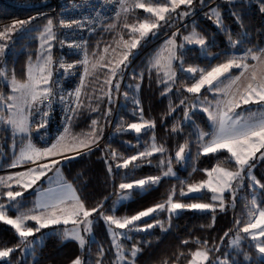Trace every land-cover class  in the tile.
I'll return each instance as SVG.
<instances>
[{
	"label": "trees",
	"instance_id": "trees-1",
	"mask_svg": "<svg viewBox=\"0 0 264 264\" xmlns=\"http://www.w3.org/2000/svg\"><path fill=\"white\" fill-rule=\"evenodd\" d=\"M211 1L203 0L201 3V0H194L190 7L180 5L178 12L170 11L165 14L166 18H169L168 23L160 21L159 24L162 26L153 30L155 34L149 33L143 39L140 38L139 32H131L130 27H125V24L138 27L139 23L145 20L150 23L156 22V17L152 13L138 8L130 18L136 20L132 21L133 23H130L128 18V21H125L121 16L117 28L108 30L106 28L108 20L89 39L87 52L91 61L88 63L89 74L85 77V84L82 87L83 106L72 119L69 131L65 135V141L73 142L72 137L85 138L92 131V120L97 121L96 128L99 139L96 144L91 146L90 151L80 149L79 152L59 158L60 163L57 164L64 179L74 186L77 195L85 202L87 208H95L103 203L102 211L105 215H111L115 198L121 192L120 183H129L152 176H160V182L143 191L139 189L133 191L132 198L115 208L116 216H132L158 203H164L173 189H175L173 196L175 202H210L211 195L207 190H203L200 194L181 196V188L185 192L189 185L206 180L207 176L204 170H210L217 164L229 169L236 168L234 161L221 163L225 157L229 156L226 151L217 154H199L198 132L208 133L210 126L206 114L202 111L193 110L190 114L191 120L185 121L184 119L186 102L189 103L195 96L187 92L184 86L190 85L200 75L199 71L190 74L187 69L192 67L210 71L211 68L226 62L233 55L237 56L242 51L261 49L264 46V13L260 11L256 2L249 0H219L213 3L222 15L224 28L231 33V39L241 41L232 47L229 45L228 32L218 28L215 20L208 16L209 8L212 7L208 4ZM157 2L158 0H146L144 3L155 7ZM159 2H164V0H159ZM50 7H52L51 0H0V30L16 21L30 20V23L25 24L22 29L18 26L17 30L11 34V39L6 41L8 47L4 55L0 56V69L4 66L9 77H13L14 74L15 78L24 79L26 64L36 55L38 44L36 34L49 19L53 20L54 30L56 34L58 33V19L55 12L44 11L37 14L47 8L50 9ZM203 7H205L203 12H199ZM185 11L193 12L194 16L179 27L178 45L181 44L180 34L190 31L195 24L197 32L205 38L208 47L202 49L195 45H186L183 49L177 48V56L180 59L173 62L176 76L171 82L172 84L169 85L171 91H168L169 86L161 82L163 80L161 72L152 67L149 58L164 39L162 35L187 18L179 15ZM234 13L236 16L233 15ZM237 16L242 18L243 27L237 23ZM160 37L162 38L159 39ZM134 39H139L140 42L134 50L129 49V51L132 50L135 54L142 53L135 59V54L128 57V60L125 61L126 67L121 65L123 71L112 79L111 85L107 84L104 78L110 71L108 62L115 61V53H113L115 44H123L125 41L132 42ZM4 42L0 41V43ZM53 43L55 45L56 40ZM54 45L53 55L56 47ZM105 48L108 49L107 52L104 51ZM101 56L104 57L103 60L100 59ZM247 61L251 62L252 59L248 58ZM130 62L132 64L129 65ZM117 84L119 85L118 91L115 88ZM9 92V85L3 83L0 78V94L6 96ZM125 93H127V97H125ZM182 100L185 101L183 104H181ZM135 101H139V104H136ZM93 108L97 110L93 111ZM141 108L143 109V121H154V128L142 130L141 134H136L134 130L117 131L121 124L126 128L128 124L141 122ZM109 110L110 114L105 115ZM30 126L31 136L37 143H42L41 138H38L40 130L36 129L33 124ZM173 128L176 131H173ZM153 136L157 146L163 145L166 149L165 152L154 153L152 156L138 159L128 168L117 167L123 163L124 159L145 151L146 146L152 143ZM19 139L25 140L17 135L14 136L12 130L0 122V173L19 169L10 167L16 153L11 145ZM186 142L188 147L185 149V158L178 161L175 154L179 147ZM113 151L117 153L116 159L111 156ZM169 160H171V167L175 175L163 176V172L167 171ZM26 163L30 162H24V164ZM260 163L264 167V159ZM109 166L112 168L111 172L108 170ZM259 178L264 184V171ZM248 184L246 183L236 192L234 205L231 203L230 194H226L225 211H220L219 208H216L214 213L211 210H183L179 215H173L170 222L166 212L158 211L152 216L140 220L138 225L146 226V223H155L153 218L155 217V219L164 221V228L167 230H162L157 225L147 231L133 232L132 240L141 249L135 258V264H187L191 259L190 253L203 247L196 243L197 239L207 241L208 248H213L214 245L219 246L218 252L215 250L210 252L211 256L223 255L227 252L230 236L237 234L238 227H242L248 219L246 215L248 208L245 207L246 204L249 207L251 201ZM8 188L6 185L0 184V200L5 199L2 194ZM9 189L14 190L16 186ZM258 191L261 194L264 189L259 188ZM200 195H203V200L193 199ZM26 196L28 198L33 196V192ZM260 203L261 206H264V199L261 197ZM93 216L99 217V214ZM213 216L215 217L214 224ZM237 219L241 220L238 227L235 224ZM229 230L231 231L228 237H225L221 243V237ZM100 239L103 248L99 246L98 241H91L90 246L82 250L76 241L62 240V232L53 231L45 234L43 240L34 245L31 254L21 258L20 238L10 225L0 222V248H16L10 254L14 264H69L77 256L86 260L89 257L96 258L95 253H89L98 252V249L101 248L104 252L101 257L103 264H112L115 260L112 244L105 233ZM185 240L189 242L182 243ZM242 244L244 250L250 252L252 258L247 262L243 261L242 254L245 252L240 251L236 264H256L257 251L253 244L249 245L245 241H242ZM17 245L20 246L16 247ZM181 253H183L182 256ZM0 264H8V262L1 260Z\"/></svg>",
	"mask_w": 264,
	"mask_h": 264
},
{
	"label": "snow or ice",
	"instance_id": "snow-or-ice-1",
	"mask_svg": "<svg viewBox=\"0 0 264 264\" xmlns=\"http://www.w3.org/2000/svg\"><path fill=\"white\" fill-rule=\"evenodd\" d=\"M120 2L123 4L124 0H120ZM193 2L194 0H164V2H159L158 0L155 7L137 2L135 7L144 9L148 13H152L156 17V22L150 23L148 20H145L140 22L138 27L136 25L129 26L127 24H125V27H130L131 32L133 33L139 32L140 38L143 39L147 37L149 33L155 34L153 30L162 26L159 24L160 21H164L165 23L169 22V18H166L165 16L166 13H169L170 11L175 12L180 5H187L190 7ZM201 3H203V0H201ZM169 4L171 7H169ZM259 4L260 11L264 12V0H259ZM128 10V8L123 9L125 12ZM191 14V11H185L179 15L184 17ZM117 15H119V13ZM233 15L236 16L235 13ZM208 16L210 19L213 17L215 18V23L218 28L228 32V30L224 28L222 15L218 9L212 8ZM27 23H30V20L16 21L12 25L0 30V41H5L4 43H0V56H3L6 51L8 47L6 41L11 39V34L17 30L18 26L22 29ZM237 23L243 27L242 18L239 16H237ZM59 25L69 29L75 26V28L79 29L84 26V22L81 20L66 22L61 19ZM176 35L177 33H173L165 42L163 52L166 53V56L158 53L152 63V67H155L158 70H163L165 79L161 80V82L165 84H167V81H174L176 76L172 63L173 61L180 59V57L177 56L178 47L180 49L185 48L186 45H199L202 49L208 47L205 38L197 32V26L195 24H193L192 31L189 35L182 37L183 42L179 45L176 43ZM39 39L41 40V49H43V51L37 56L35 64L31 62L28 64L26 80L20 82L13 74L10 81L12 91L21 93V96L23 97L22 104L8 103V101H16L18 98L12 95L4 96L3 94H0V104H2L7 109L8 113H10L7 116L0 113V122L10 126L14 136L18 133L24 134L22 135V139L28 141L23 147H21L19 155L16 156L10 167H17L24 162L35 164L41 159L47 160L49 157L63 156L67 151L79 152L80 149H88L90 151L91 146L96 144L99 139L96 128L97 121L92 120L91 133L87 134L85 138L72 137L73 143L71 146L63 143L65 135H61L56 142L45 148H37L32 143L29 135L31 132L29 117L32 116L33 113H38L40 115V120L37 124V128L39 129L46 126L49 111L52 109V104L57 102V96H59V103L67 105V111L70 115L66 117V120L69 122L83 106L81 101V91L84 84L83 77L81 78L80 86L77 87L73 93L62 95L56 89L57 82L53 80L54 60L52 56V41L57 40V34L54 31V22L52 19L47 21L43 31L40 32ZM228 40L229 45L232 47H235L241 42L233 41L230 32H228ZM59 42L61 45L65 43L63 40ZM139 42V39H134L130 45L126 41L124 42V45L130 49H135ZM68 46L81 49L84 52L83 60L78 61L77 63L85 66L84 76H87L89 74L87 68L89 61L86 48L81 44H69ZM104 51L107 52L108 49L105 48ZM257 52H259V54H257ZM129 54L130 52H125L122 58L112 65L110 68V76L106 80L107 84L111 85L112 79L116 78L118 73L123 71L121 65H125V61L128 60ZM249 56L252 60L259 61V64L249 65L246 63ZM262 56H264V49H247L242 56L233 55L229 57L226 62L211 68L210 71L192 67L187 69L189 73L200 72L199 79L196 80L191 87L186 89L187 92L199 94L201 90L207 86L209 91L223 93L225 96L228 95L227 89H230L232 85L240 81L244 76V73L251 69L247 83L242 86V91L240 89L237 90L239 92L238 98L233 94L230 99L217 100V111L215 112L210 111L209 107H204L202 109V111L208 113V119L212 121L214 130L211 133L203 131L198 132L199 154L208 155L226 151L229 156L225 157L221 163H232L234 161L236 171L229 170V168L223 167L221 164H217L210 170L205 169L204 171L206 172L207 179L198 184L189 185L187 193L181 188L180 195L185 196L191 193H202V190L206 189L211 193L209 198L210 202H175L173 200L175 189H173L172 193L168 195L164 203H158L130 217H117L115 215V202L112 210L113 214L105 215L102 211L103 203L97 205L95 208L89 209L86 207L85 202L76 194V190L72 188L71 185H68L66 182H61L58 192L54 193L44 201L39 202L34 208L27 210H22L21 202L17 200L18 197L23 196L22 191L8 190L3 193L2 195L7 196L9 204L6 206L5 204L0 203V222L11 226L12 229H14L15 234L20 238V244L24 245L26 248L33 247L39 242L38 240H28V238L35 236V234L40 232L41 229L49 228L51 225H68L71 223L73 225L71 229L65 228L62 231V240H74L78 243V247L83 250L86 244H91V240H86L85 236L81 234V231L91 236L94 224V219L92 217L94 214L98 213L99 217L104 220L109 235L112 237V246L115 249V260L112 264H135V258L140 253L141 249L135 244H133L130 249H126L120 242V238L131 239V237L127 236V233L125 232L116 231V229H127L128 232L147 231L148 229L159 225L162 230L166 231L167 229L164 228V221L155 219V217H153L155 223H146V226L143 228L137 226L135 222L140 221L144 217L152 216L158 211L166 212L168 214L169 222L173 215H179L180 211L183 210H211L214 213L217 205L213 202L216 201H219V210L225 211L224 193L229 192L231 203L234 205L237 189L238 187L243 186L245 176L250 181L248 184L250 189L255 190L257 185L260 189H264V184H260L252 174V169L255 167V163L252 161L255 159H264V152H261L260 156L256 157V153L260 152L261 149H264V59H261ZM100 59L103 60L104 57L101 56ZM108 63L112 64L111 61ZM59 67L68 73L74 65L65 64L63 60H60ZM93 67H95V65H93ZM232 68L243 69V71L234 77H225V79L228 80V83L224 84L221 77H224L225 73H229ZM0 78H7L6 69H0ZM222 84L224 85L223 87L220 86ZM115 88L118 91L119 85H115ZM167 90L171 91V87L169 86ZM110 91L111 89L109 92ZM124 95L127 97V93ZM68 96H73L74 99L69 100L67 98ZM46 100L49 101V103L45 105L44 101ZM205 100H207L206 97ZM184 102L185 101L182 100L181 104ZM135 103L139 104V101H135ZM249 104H256L259 107L256 111L248 110L247 115L236 112V109L241 108L242 105ZM189 107L195 108L196 105L193 104ZM14 109L15 111H13ZM92 110L96 111L97 109L93 108ZM171 110L174 111V109ZM142 112L143 109L141 108V122L128 124L126 128L121 124L118 126L117 131L134 130L136 134H141L142 130L154 128V121H143ZM108 114H110V110L108 113H105V115ZM185 118L191 119L188 111H185ZM68 131L69 129L66 127L65 133H68ZM173 131H176V129L173 128ZM205 137H208V139H205ZM187 147V142L179 147V150L175 154L178 161L185 158L184 154ZM165 151L166 149L163 145L157 146L155 143V137L153 136L152 143L146 146L145 151L124 159L123 163L117 165V167L128 168L130 164L138 159L152 156L154 153H163ZM111 156L113 159H116L117 153L113 151ZM64 158L67 159L68 157ZM59 163V160L52 159L47 163L39 164L35 168H30L26 172L17 173L15 177L9 176L7 179H15L16 184L20 185L24 190H27ZM161 163H164V161H161ZM167 165V171L163 172V176L175 175L171 167V160L167 162ZM108 170L109 172L112 171L111 166H109ZM56 171L59 173L58 168ZM160 179V176H152L130 183H120L119 189L121 190V193L118 196L117 202L130 199L133 191L136 189L143 191L146 188H150L158 184ZM233 182H235V184ZM4 183H6L4 179L0 178V184ZM181 183L183 184V182ZM7 186L10 188V185ZM261 198L264 199V192L261 193ZM193 199L203 200V195L193 197ZM249 203L251 204L250 208L247 204L245 205V207L248 208L246 214L248 219L242 228L238 227L241 224V220H236L235 224L238 227V232L236 237L230 240L229 247L233 249L240 248L242 247L241 241L250 238L251 241L255 242L253 246L260 254V256L256 258V264H264V240L260 239L261 237H264V210H260L257 207V197L255 195H253ZM37 209H39L38 212ZM12 210L16 213L14 217L8 215V212ZM28 221H34L36 226H29L27 224ZM214 221L215 217L213 216V224ZM230 231L231 230L224 233V236L221 237V243L225 237H228ZM241 232L247 234V236H240L239 233ZM40 240H42V237ZM188 242L189 241L187 240L182 241L184 244H187ZM196 243L198 245H203V247L190 253L191 259L188 261V264H204V262H209V253L213 250L217 252L219 251L218 245H214L213 248H208L207 241H200L197 239ZM19 246L20 245H17L16 247ZM15 250V247L0 248V259L8 258ZM126 252L128 255L125 254ZM103 255V249H98L97 259L94 264H103L101 259ZM180 255L182 256L183 253ZM244 259L248 260L249 256L244 254ZM72 264H91V262L77 256L72 261ZM210 264H230L229 253L225 252L223 257L217 256L214 260L210 261Z\"/></svg>",
	"mask_w": 264,
	"mask_h": 264
},
{
	"label": "rangeland",
	"instance_id": "rangeland-1",
	"mask_svg": "<svg viewBox=\"0 0 264 264\" xmlns=\"http://www.w3.org/2000/svg\"><path fill=\"white\" fill-rule=\"evenodd\" d=\"M216 1H219V0H212L211 1V3L210 4H208L209 6H211L212 5V7H210L209 8V12H210V10L212 9V8H216L215 6H214V4L213 3H215ZM220 1H222V0H220ZM249 1H254V2H256L257 4H258V6H259V8H260V4H259V0H249ZM137 2H140V3H144V2H146V0H124V3L123 4H121V2H120V5H119V7H118V10H117V12H116V14L109 20V22L107 23V26H106V28L108 29V30H110V29H113V28H117V25H118V23H119V20H120V18H121V16L123 17V19H125V21L127 20V18L131 21L130 23H133L132 21H136L135 19L134 20H132V19H130L131 18V16L133 15V13L136 11V7H135V4L137 3ZM169 7H171V5L169 4ZM124 8H128L129 10L127 11V12H125V11H123V9ZM138 9H141V8H138ZM205 9V7H203V8H201L200 9V11L199 12H203V10ZM217 9V8H216ZM53 12V10H52V7H50V9H45V10H42V11H40V12H37V14L38 13H41V12ZM175 11H177L178 12V8L175 10ZM199 12H197V13H199ZM209 12H208V14H209ZM119 13V15H117ZM193 13V12H192ZM196 13V14H197ZM264 13V12H263ZM194 15H188V16H186L187 18H184V20H182L178 25H174V27L170 30V31H168L166 34H164V35H162V37H164V39L160 42V44L156 47V49L153 51V53H151V55H150V58H149V63L152 65V63H153V61H154V59H155V57L157 56V54L158 53H161V54H163L164 56H166V53H164L163 52V49H164V46H165V42L172 36V34L173 33H179V30H180V28L179 27H181L182 25H184V24H186V22L187 21H189L192 17H193ZM213 19L215 20V18L213 17ZM128 21V20H127ZM128 23V22H127ZM47 23H45L42 27H41V30L36 34L37 35V40H38V44H37V49H36V55H35V57L33 58V59H29L28 60V62H27V64H26V68H25V77H24V79L23 80H19V79H17L18 81H20V82H24L25 80H26V72H27V68H28V64L31 62V63H33V64H35L36 63V58H37V56L38 55H40V53L43 51V49H41V40L39 39V36H40V32L41 31H43V29H44V27H45V25H46ZM123 24V23H122ZM55 31V30H54ZM192 31V29L190 30V31H188V32H186V33H182V34H180L181 36H180V43H182L183 42V40H182V37L183 36H185V35H189V33ZM154 32V31H153ZM95 33V32H94ZM93 33V34H94ZM155 33V32H154ZM92 34V35H93ZM91 35V36H92ZM91 36L89 37V39L91 38ZM162 37H160L159 39H161ZM89 39H88V41H87V44H88V42H89ZM158 39V40H159ZM175 39H176V43H177V45H178V37H177V35H176V37H175ZM127 41H129V40H127ZM54 41H52V45H54V43H53ZM156 42V41H155ZM154 42V43H155ZM131 44V41L130 42H128V44ZM153 43V44H154ZM87 44H86V50H87ZM129 44V45H130ZM54 46H56V43H55V45ZM115 50H114V52L113 53H115V61L114 62H112V64H109L108 65V67L109 68H111L112 67V65L113 64H115L116 62H118L120 59H121V56H122V54H124L125 52H130V54H129V58L131 57V56H133L135 53H134V51H129V49L130 48H128V47H125V45H124V43L122 44H115ZM195 46H198V47H201V46H199V45H195ZM52 49H53V47H52ZM261 49H264V47L263 48H261ZM134 50V49H133ZM246 51V50H245ZM245 51H242L240 54H237V56H242L243 54H244V52ZM138 52V51H137ZM113 53H110L111 55L113 54ZM142 52H138L137 54H135L136 56H134V59L135 58H137L140 54H141ZM56 54H57V51H56V49L54 50V55H53V60H55V57H56ZM87 54H88V52H87ZM257 54H259V52L257 53ZM249 58H251L250 56H249ZM107 59V58H106ZM110 59V58H109ZM133 59V60H134ZM261 59H264V56H262L261 57ZM88 61L90 62L91 60H90V56H89V54H88ZM174 62V61H173ZM246 63H248L249 65H258L259 64V61H256V60H252L251 62H248V61H246ZM130 64H132V62H130L129 63V65ZM53 65H54V63H53ZM172 67H173V63H172ZM84 68H85V66H84ZM87 68H88V65H87ZM2 69H5V67L3 66V68ZM198 69V68H197ZM173 70L175 71V69H174V67H173ZM160 72H161V74H162V77H163V80L165 79V77H164V73H163V70H159ZM241 71H243V69H237V68H232V69H230V71H229V73H225V76L224 77H221V80L222 81H224V84H227L228 83V80H226L225 79V77H229V78H231V77H234V76H236V75H239L240 74V72ZM250 71H251V69L248 71V72H245L244 73V76L241 78V80L240 81H238L236 84H234V85H232V87L230 88V89H227V92H228V95L227 96H225L223 93H215V92H212V91H209L208 90V87L207 86H205V88H203L202 90H201V92L199 93V94H196V93H191V94H194L195 96H193L192 97V99L190 100V102L188 103V102H186V109H185V111H188L189 112V116L191 117V112L193 111V110H198V111H202V109L204 108V107H209L210 108V111H213V112H215V111H217V107H216V102H217V100H226V99H230V98H232V96H233V94H235L236 96H237V98L239 97V92L237 91L238 89H240L241 91H242V86L244 85V84H246L247 83V80H248V77H249V75H250ZM175 73H176V71H175ZM190 74H193V73H190ZM109 76H110V71H109V74H108V76H106L105 78H104V80H105V82H106V80L109 78ZM83 77V79H84V84H85V77L86 76H84V69H83V72H82V75H81V78ZM199 77H200V75L199 76H197L196 77V79L190 84V85H185L184 86V89L186 90L188 87H191L192 86V84L193 83H195L196 82V80H198L199 79ZM11 79H12V77H9L8 75H7V78L5 79V78H1V80H2V82L3 83H7L8 85H9V89H10V92H9V94L8 95H6V96H9V95H12V96H15V97H17L18 99L16 100V101H8V103H16V104H22V102H23V97L21 96V93L20 92H13L12 91V89H11V86H10V81H11ZM81 82V81H80ZM172 81H167V84L166 85H171L172 83H171ZM215 83V82H214ZM84 84H83V86H84ZM221 87H223L224 85L222 84V85H220ZM81 94H82V91H81ZM205 97L207 98V100H205ZM193 104H195L196 105V107L195 108H190L189 106H191V105H193ZM258 105H256V104H249V105H242L241 106V108H238V109H236V112H240V113H242L243 115H247L248 114V110H251V111H256L257 109H258ZM0 110H1V112L0 113H3L5 116H7V115H9L10 113H8V111H7V109L2 105V104H0ZM13 111H15V109L13 110ZM202 112H204V111H202ZM205 114H206V116H207V119H208V113H206V112H204ZM184 119H185V121H190L191 119H186L185 118V115H184ZM72 121V120H71ZM71 121L70 122H68L67 124V128H69V125L71 124ZM29 122H30V117H29ZM208 122H209V126H210V131L208 132V133H211L214 129H213V124H212V121H210L209 119H208ZM4 126H6V127H9L10 129H11V127L10 126H7V125H5V124H3ZM12 130V129H11ZM17 136H19V137H22V135H24V134H16ZM61 135H66V133H65V129L62 131V133L60 134V136ZM59 136V137H60ZM38 138H41V136H40V134L38 135ZM31 141H32V143L37 147V148H45V147H48V146H50L52 143H54V142H56L57 141V139L54 141V142H52L51 144H49V145H44V144H42L41 142H39V143H37V141L31 136ZM205 139H208V137H205ZM28 141L25 139V140H15L14 141V143H12V149H13V151H15L16 153H15V156H14V158H13V160L16 158V156H18L19 155V152H20V149H21V147H23V145L24 144H26ZM63 143H65V144H68L69 146H71V144L73 143V142H69V141H65L64 140V142ZM261 152H264V149H261L260 150V152H257L256 153V157H259L260 156V153ZM74 153H76V152H72V151H67V152H65L64 153V155L63 156H67V155H71V154H74ZM63 156H53V157H49L47 160H44V159H41V160H38L35 164L34 163H26V164H24V163H21V164H19L17 167H12L13 169H16V168H19V169H16V170H13V171H9V172H4V173H0V178H3L4 179V181L6 182V183H4L3 184V186L4 185H10V187H12V186H16V189H14V190H12V189H7V190H5V192H7L8 190H12V191H22L23 192V196L22 197H18L17 198V200H19L20 202H21V206H22V210H27V209H32V208H34L39 202H42V201H44L45 199H47L48 197H50V196H52L54 193H56V192H58V190L60 189V186H61V182H66L68 185H71L72 186V188H74V186L71 184V183H69L68 181H66L65 179H64V177H63V175H62V172H61V169L56 165L54 168H52V170L51 171H48L47 172V174L45 175V176H43V177H41L34 185H32V187L31 188H29V189H27V190H24L20 185H18V184H16V182H15V179H13V180H8L7 178L9 177V176H12V177H15L16 176V174L17 173H23V172H26L28 169H30V168H35V167H37L39 164H42V163H47L49 160H52V159H55V160H59V158H61V157H63ZM262 160L263 159H255L254 161H252V162H254L255 163V167L252 169V174L255 176V178L260 182V184H262L261 182H262V180H260V175H262V173H263V171H264V167H263V165L260 163V162H262ZM13 162V161H12ZM12 164V163H11ZM12 168H9V169H12ZM59 169V173H57V171H56V169ZM229 170H232V171H236V168L235 169H229ZM148 178V177H147ZM144 179V178H143ZM136 181V180H135ZM131 182H134V181H131ZM130 183V182H129ZM234 184H235V182H233ZM246 183H250V181L247 179V177L245 176V179H244V182H243V186H241V187H238V189H237V192H238V190L239 189H241L242 187H244L245 185H246ZM194 185V184H193ZM8 187V186H7ZM75 189V188H74ZM257 189V190H256ZM258 189H259V186L257 185L256 186V188H255V190H253V189H249V191H250V197H251V199H252V197H253V195H255L256 197H257V207L260 209V210H264V206H261V203H260V193H259V191H258ZM204 190H206V189H204ZM125 191H127V190H125ZM203 191V190H202ZM4 192V193H5ZM31 192H33V196H30L29 198H28V196H26L25 197V195H27L28 193H31ZM186 193H187V190L185 191ZM120 193L121 192H119L118 194H117V197L115 198V208L117 207V206H119L120 204H122V203H125V202H127L128 200H125V201H122V202H117V199H118V196L120 195ZM227 193H229V192H225L224 193V197L226 196V194ZM76 194H77V192H76ZM191 194H200V193H191ZM210 195H211V193H210ZM4 197H5V199H1L0 200V203H2V204H5L6 206L9 204V201H8V198H7V196L6 195H3ZM132 196H133V194H132ZM132 196H131V198H132ZM230 196V195H229ZM227 203V200L225 199V204ZM214 204H216L217 205V207L216 208H219L218 207V205H219V201H216V202H214ZM114 206V205H113ZM251 207V204H249V208ZM39 211V209H37V212ZM8 215L9 216H11V217H14L15 215H16V213H15V211L14 210H12V211H9L8 212ZM117 217H120V216H117ZM128 217H130V216H128ZM93 219H94V224H93V232H92V234H91V236H89L88 234H85V233H83V231H81V234L82 235H84L85 236V239L86 240H91V241H98V243H99V246H102V244H101V242H100V237L102 236V234L103 233H105L106 234V236H108V238H109V241L111 242V244H112V237L109 235V232H108V229H107V226L105 225V222H104V220L103 219H100L99 217H97V216H93L92 217ZM144 218H146V217H144ZM144 218H142V219H144ZM141 219V220H142ZM138 222L139 221H136L135 223H136V225L137 226H139V227H141V228H143V227H145V226H140V225H138ZM3 223V222H2ZM27 224L29 225V226H33V227H35L36 225H35V222L34 221H28L27 222ZM244 226V225H243ZM242 226V227H243ZM73 227V225L71 224V223H69L68 225H64V224H60V225H51V226H49V228H46V229H41L40 230V232H38V233H36L35 234V236H33V237H29L28 238V240H38L39 242L38 243H40L42 240H43V236L45 235V234H48V233H50V232H53V231H57V232H62L65 228H67V229H71ZM242 227H240V228H242ZM113 228H114V226H113ZM116 231H118V232H125V233H127V236H129V237H131V239H125V238H123V237H121L120 238V242L125 246V248L126 249H130L131 247H132V245L133 244H135L136 245V242H133V240H132V236H133V232L134 231H132V232H128V230L127 229H116ZM253 231H258V230H253ZM236 235L237 234H234V235H231L230 236V238H229V242H230V240H232V239H234L235 237H236ZM239 235L240 236H242V237H246L247 236V234H245V233H239ZM42 237V240H40V238ZM261 240H264V237H261L260 238ZM242 241H245L247 244L249 243V245L252 243L253 245L255 244V242L254 241H251L250 240V238H248V239H244V240H242ZM242 241H241V245H242V247H240V248H235V249H233V248H230L229 247V242H228V249H227V252L229 253V258H230V264H236L237 263V260H239L238 259V257H237V255H238V253L240 252V251H244L245 253H243L242 254V260L243 261H245V262H247V261H249L251 258H252V255L250 254V252H246L245 250H244V245L242 244ZM90 245H88V244H86V246H85V248H88ZM34 247V246H33ZM33 247H25L24 245H22L21 244V246H20V256H21V258L22 257H25V256H27L28 254H31V252H32V250H33ZM113 247V246H112ZM102 248H103V246H102ZM255 248V247H254ZM255 250L257 251V249L255 248ZM113 251H114V254H115V249H114V247H113ZM91 253H95L96 254V256H97V253L98 252H90L89 254H91ZM88 254V255H89ZM126 255H128V253L126 252L125 253ZM244 254H247L248 256H249V259L248 260H245L244 259ZM209 255H210V261L211 260H214L217 256H220V257H223V255H221V254H216L215 256H211V254L209 253ZM260 256V254L258 253V251H257V257H259ZM97 259V257L96 258H90L89 257V261L91 262H93L92 264H94V262H95V260ZM6 261V262H8V264H9V262H10V264H14L13 262H12V260H11V257L9 256L8 258H3V259H0V261ZM210 261L209 262H204V264H210ZM69 264H72V261L69 263ZM188 264V263H187Z\"/></svg>",
	"mask_w": 264,
	"mask_h": 264
},
{
	"label": "built area",
	"instance_id": "built-area-1",
	"mask_svg": "<svg viewBox=\"0 0 264 264\" xmlns=\"http://www.w3.org/2000/svg\"><path fill=\"white\" fill-rule=\"evenodd\" d=\"M52 10L56 13L58 19V35L56 40V57L53 65V80L57 82L56 89L62 95L73 93L80 86L81 75L84 65L77 63L83 60L84 52L75 47H69V44H81L86 48L89 37L101 28L105 22L110 20L117 12L120 0H51ZM66 22L72 20H81L84 22L82 28L71 29L61 27L60 20ZM65 41L63 45L59 41ZM63 60L65 64H72L74 67L68 73L59 67V61ZM73 100V96L67 97ZM57 102L52 104V109L47 117V124L43 128H39L42 143L49 145L54 142L67 127L69 121L66 117L70 115L67 111V105ZM49 101H44L48 104ZM47 110V109H45ZM40 115L33 113L30 116V124L37 128Z\"/></svg>",
	"mask_w": 264,
	"mask_h": 264
},
{
	"label": "crops",
	"instance_id": "crops-1",
	"mask_svg": "<svg viewBox=\"0 0 264 264\" xmlns=\"http://www.w3.org/2000/svg\"><path fill=\"white\" fill-rule=\"evenodd\" d=\"M263 47H264V46H263ZM263 47H262V48H263ZM257 53H258V52H257ZM52 56H53V52H52ZM29 135H30V138H31V132H30V134H29Z\"/></svg>",
	"mask_w": 264,
	"mask_h": 264
}]
</instances>
